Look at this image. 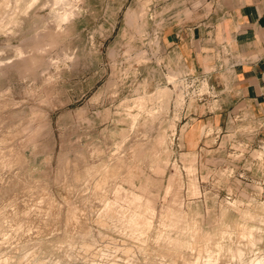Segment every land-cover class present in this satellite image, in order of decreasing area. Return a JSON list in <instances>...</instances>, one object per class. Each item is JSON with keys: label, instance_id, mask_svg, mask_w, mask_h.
Instances as JSON below:
<instances>
[{"label": "rangeland", "instance_id": "obj_1", "mask_svg": "<svg viewBox=\"0 0 264 264\" xmlns=\"http://www.w3.org/2000/svg\"><path fill=\"white\" fill-rule=\"evenodd\" d=\"M121 2L0 0V264H264V114Z\"/></svg>", "mask_w": 264, "mask_h": 264}, {"label": "crops", "instance_id": "obj_2", "mask_svg": "<svg viewBox=\"0 0 264 264\" xmlns=\"http://www.w3.org/2000/svg\"><path fill=\"white\" fill-rule=\"evenodd\" d=\"M156 5L165 51L182 67L204 71L212 84V116L219 120L234 109L264 114V0H157ZM153 94L168 98L171 89L157 87Z\"/></svg>", "mask_w": 264, "mask_h": 264}, {"label": "bare ground", "instance_id": "obj_3", "mask_svg": "<svg viewBox=\"0 0 264 264\" xmlns=\"http://www.w3.org/2000/svg\"><path fill=\"white\" fill-rule=\"evenodd\" d=\"M60 1H61V0H60ZM62 1H64V0H62ZM58 2H59V1H58ZM64 17H66V18H67V17H68V14H67L66 16H64Z\"/></svg>", "mask_w": 264, "mask_h": 264}]
</instances>
